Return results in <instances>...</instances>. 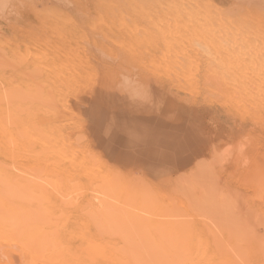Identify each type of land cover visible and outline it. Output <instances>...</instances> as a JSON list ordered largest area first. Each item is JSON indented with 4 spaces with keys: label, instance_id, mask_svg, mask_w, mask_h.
Instances as JSON below:
<instances>
[{
    "label": "rangeland",
    "instance_id": "374dc122",
    "mask_svg": "<svg viewBox=\"0 0 264 264\" xmlns=\"http://www.w3.org/2000/svg\"><path fill=\"white\" fill-rule=\"evenodd\" d=\"M37 88L55 96L56 109L46 107L55 116L25 103L34 111L25 128L60 126L72 150L133 171L154 192L133 191L127 206L63 161L35 162L41 144L32 142L22 163L3 162L21 180L40 177L42 238L72 250L97 232L198 256L225 250L232 233L264 237V0H0V98ZM90 201L106 213L97 223L79 215ZM0 260L31 264L9 241Z\"/></svg>",
    "mask_w": 264,
    "mask_h": 264
},
{
    "label": "bare ground",
    "instance_id": "6f19581e",
    "mask_svg": "<svg viewBox=\"0 0 264 264\" xmlns=\"http://www.w3.org/2000/svg\"><path fill=\"white\" fill-rule=\"evenodd\" d=\"M45 84L46 83H42L41 88L39 87L41 91L44 90L42 89V85L45 87ZM250 85L251 84H249V86ZM39 88L36 90L37 94ZM54 88L56 89V87ZM58 90L59 89L54 91L58 93ZM244 90L248 91L247 89ZM46 92H49L47 95L53 93L50 91V87ZM245 94L244 92V97L246 96ZM38 95L30 97L32 99L29 97H27V99L26 97H21L19 99L0 98V242L9 241L20 246L24 257L29 259L31 264H264L263 235L260 237L256 236V238L244 239L245 237L243 235L232 233L225 250L206 247L203 253L198 256L175 254L177 252L168 254L169 247H164L163 243H155L156 247L152 250L148 247H138L137 244L121 245L118 242L104 241L97 239V232L89 234L82 233L81 243L83 245H79L75 248L73 247L74 249L72 250H69L71 247H69V243L67 244V242L66 244L69 248L65 249L63 246L65 244H62L58 239L42 238L43 235L39 234V231L36 229L38 228L36 225L38 210L33 203V201L38 198L37 195H39V186L35 181L36 178L40 177L36 174H34V177L28 175L30 178L24 180L27 177V174H25V178L22 175L23 180H21L19 176H12V170L9 169L10 166L7 165L8 162L7 164L3 162V160L9 159L8 161L16 165L22 163L21 159L24 160L22 154L24 156L30 155L31 153L29 152H32L30 150L33 149H31V147H35V144L40 143L42 149H39L42 151L41 153L40 151L32 153L35 156L30 158L34 159L35 162L40 161L39 154L50 164L63 161L71 166L70 169L74 174L81 176L85 175L90 185L99 183L101 189L110 193L121 194L123 203L127 206L133 204V191L141 192V195L144 194L147 196L154 194V192L151 187H146L140 182L141 176L140 178H134L133 171L130 172L129 175H124L108 167L103 160H89L86 154L72 150L70 147L71 144H67V142L69 143L68 137L66 138V135L64 136L63 133H61L62 131H58V127L60 126H57L56 134L52 132L53 130L51 132L49 130L43 131L41 129L42 127L39 128L36 124L30 125V127L33 126L32 130L29 129L30 127L25 128L26 118L24 117L26 114L29 116L34 112L31 111L30 108L29 111H24L23 105L25 103H27L25 104L26 106L24 105L27 109L29 105L31 106L32 102L35 105L44 106L45 110L55 108L54 103L56 102H54V99L56 100V98L54 95V97L52 95H50V97L47 96L48 98L45 97L43 92L41 95ZM49 98L53 100L51 101ZM248 98L250 97L248 96ZM28 102H30L29 105ZM48 104L51 106L46 109V107L49 106ZM38 109L42 108L38 107ZM49 111L51 112V110ZM53 112L54 111L51 113ZM38 113H41V111ZM53 114L55 116V113ZM29 120L31 122V119ZM30 131L35 132V134L29 135L28 132ZM22 133H24L23 138L25 134H27V136L29 135L27 148L25 147ZM32 142L35 143L34 146L31 145ZM45 159L42 160L44 161ZM123 163L128 166H133V160H124ZM67 172L68 174L65 177L71 180L68 168ZM53 176L54 175H51L50 178L52 179ZM71 181L75 180L72 179ZM78 186L82 187L83 185L78 183ZM153 198H155V196ZM88 203L91 204L87 206L90 209L87 212L81 210L79 213L80 218H84L86 221H89L88 219L92 221L91 218L94 216L96 223L103 220L106 215L105 210H102V207L95 206L91 201ZM84 222L85 221H83V223ZM149 250H152L154 254L157 252L160 253L148 255L146 252ZM163 251L165 254H161ZM0 264H7V262L5 260H0Z\"/></svg>",
    "mask_w": 264,
    "mask_h": 264
}]
</instances>
